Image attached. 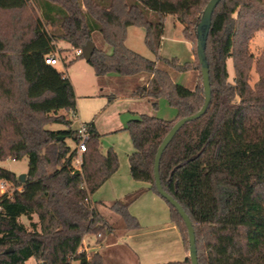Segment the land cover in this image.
Listing matches in <instances>:
<instances>
[{
	"label": "trees",
	"instance_id": "trees-1",
	"mask_svg": "<svg viewBox=\"0 0 264 264\" xmlns=\"http://www.w3.org/2000/svg\"><path fill=\"white\" fill-rule=\"evenodd\" d=\"M208 2L0 0V12L11 15L0 32V162L26 158L28 164L23 184L0 167V182L20 188L11 195L0 194V264H25L29 259L37 264H104L101 254L88 258L80 250L83 239L139 229L128 211L138 194L110 206L118 216L117 225L90 201L116 173L117 155L112 150L102 153L100 134L91 121L85 123L89 138L81 165L74 168L76 151L66 140L78 141L68 118L75 111V94L64 73L45 64V58L58 54L60 42L72 50L82 49L99 32L111 53L94 49L87 61L94 75L145 76L131 97L146 100L153 109L164 98L176 110L173 120L141 114L123 128L132 144L131 179L147 184L160 197L153 176L157 148L178 120L197 113L204 103L201 74V85L189 90L157 65L178 73L191 67L159 55L164 21L166 16L176 17L182 33L195 40L196 55V27ZM129 27L144 30V44L155 61L126 47ZM259 30L264 31V0L219 2L205 47L209 106L200 118L179 129L160 158L162 189L191 221L198 264H264V52L256 61L259 80L250 87V57L243 50ZM77 59L82 55L69 65ZM228 59L233 62V83L228 82ZM196 60L200 72L197 56ZM50 124L69 128L53 131L46 128ZM168 206L188 252L186 227ZM166 264H190V260Z\"/></svg>",
	"mask_w": 264,
	"mask_h": 264
},
{
	"label": "rangeland",
	"instance_id": "rangeland-1",
	"mask_svg": "<svg viewBox=\"0 0 264 264\" xmlns=\"http://www.w3.org/2000/svg\"><path fill=\"white\" fill-rule=\"evenodd\" d=\"M32 6L33 10L38 15L39 13L37 9L34 5ZM10 17L11 15L0 12V32H2V27L9 22ZM130 32H134L131 41L128 40V46L130 45L129 48L131 47L130 50L133 49L132 51L138 55L155 61V56L143 43L144 32L137 28H132ZM182 32L183 25L177 21L176 17L166 16L159 55L164 59H175L179 64L190 63L191 67L189 71L185 73H178L164 65L159 64V66L169 73L174 83L180 84L189 90H194L197 86L201 85L200 72L199 69H196L197 60L195 55V40L191 35H184ZM91 42L99 50L105 51L109 49L99 32H94L92 34ZM60 45L61 47H64V43H60L59 46ZM56 48L59 52V55L57 54L56 57L60 63L55 66V68L62 71L64 75L69 76L74 83L77 92L80 93L78 94V97H76V103H78V110L80 112L81 119L91 112H94L100 134L101 150L104 153L108 150H112L117 155L118 169L116 173H114V175L104 185H102L90 199L99 212L106 216L111 223L117 225L119 221L118 216L111 211L110 206L115 201L122 200L129 194H138L136 200L129 206L128 211L130 215L133 216L139 223V229L136 230L138 232L134 233L131 238L126 240V242L128 245L138 248L137 256L139 258V264L161 263V260H159V262L152 260L154 256H151V252L157 249L156 247L161 245V236H163V242L167 241V245L171 250L169 257H176L179 261H181L183 257L181 256L178 258V256H174L173 252V241L175 239L176 231L174 232L171 230L175 227V224L171 219L168 204L162 198L149 191L147 184L135 182L131 179L127 156L132 151L129 134L124 130L118 132H114V130H112L118 122L125 126L129 120L135 119L141 114L153 115L159 119L170 121L175 118L176 110L171 107L164 98H160L158 100L156 109H153L145 102H136L128 98H120L115 100V102L110 105L107 103V95L109 94L108 90L120 91L128 86L126 90L130 92L131 89L139 83V79L137 77L128 80L124 79V81L121 80L111 84L106 83L104 79L98 78L102 86L101 89L104 91L101 92V94L104 96H101L98 92H96V97L91 99L82 98V93L90 91L91 86L92 88H96V79L92 68L85 63L84 59H77L74 61L75 63H71L69 65V62L76 58L73 50H61L58 49V46H56ZM243 50L246 52L247 56L250 57L248 83L250 87H254L259 80V74L256 69V61L262 57L264 52V31L259 30L255 32L246 42ZM6 56H12V54L8 53ZM64 62L68 63L64 66ZM226 68L228 73V82L233 83L235 73L232 59H228L226 61ZM98 103H100L101 106H98ZM68 118L71 122L70 128L76 129L79 124L78 121L81 120L73 118L71 113L68 114ZM46 128L56 131L66 130L69 127L61 124H50L46 126ZM66 144L71 150L76 148L75 142L71 139H67ZM0 167L15 173L17 177L21 174H26L28 171L26 158L19 161H2L0 162ZM15 190H20V188H16L14 185L6 183L5 191L8 195H11ZM20 221L29 228V222L26 218L22 217ZM33 222H37L35 216L33 217ZM161 228L165 231L164 233L154 234V230ZM166 228L167 230H165ZM121 235L122 234L116 232L114 234L106 235L102 239L93 235L86 236L83 239L84 244H81V248L84 249L85 247H92V250L85 252L87 257L90 258L94 253H99L103 257L104 264H132L126 260L127 257H131L129 249L126 246L116 242V245L108 247L109 244L112 243L113 238H118ZM98 240H101L100 243H98ZM157 240L159 243L156 244ZM163 245L165 248L167 247L165 243H163ZM186 255L188 257V252H186ZM161 259H167V257L164 256V258ZM25 264L37 263L34 259H29Z\"/></svg>",
	"mask_w": 264,
	"mask_h": 264
},
{
	"label": "water",
	"instance_id": "water-1",
	"mask_svg": "<svg viewBox=\"0 0 264 264\" xmlns=\"http://www.w3.org/2000/svg\"><path fill=\"white\" fill-rule=\"evenodd\" d=\"M220 1L221 0H209L201 14L200 21L196 27V56L200 65L202 88L204 91V103L197 113L178 120L172 126V128L169 130V132L166 134V136L163 138L160 145L158 146L153 162V176L157 193L160 195L161 198L168 202V204L171 205L177 211L186 227L188 235V259L190 260V264H198L194 229L191 224V221L189 220V217L187 216L183 208L162 189L159 177V162L163 151L165 150L169 142L172 140V138L175 136V134L179 131V129H181L186 123L200 118L209 106L211 100V90L208 64L205 56V47L206 39L211 26V17L216 6L219 4ZM94 49L95 46L92 42L87 43L86 46L81 49L82 57L85 62L90 59ZM17 178L18 181L23 184L25 182L26 174H21Z\"/></svg>",
	"mask_w": 264,
	"mask_h": 264
},
{
	"label": "crops",
	"instance_id": "crops-1",
	"mask_svg": "<svg viewBox=\"0 0 264 264\" xmlns=\"http://www.w3.org/2000/svg\"><path fill=\"white\" fill-rule=\"evenodd\" d=\"M132 28H137V27H129V28H127V33H126V40H125V45H126V47L127 48H129V46H128V40L129 41H131V38H132V35H134L133 33L134 32H130L131 31V29ZM137 29H140V30H142L143 32H144V30L142 29V28H137ZM129 33H130V35H129ZM138 34V33H137ZM138 36H139V34H138ZM61 44H63L64 42H60ZM60 43H58L56 46H58V49H61V50H70V47H69V45L68 44H66V43H64V47H61V45L59 46V44ZM143 43H144V35H143ZM145 45V44H144ZM95 46V45H94ZM60 47V48H59ZM109 47V46H108ZM96 48V47H95ZM131 48V47H130ZM129 48V49H130ZM97 49V48H96ZM191 49V48H190ZM133 50V49H132ZM58 52V51H57ZM105 53H107V54H110L111 53V48L109 47V49L108 50H105L104 51ZM58 55H59V52H58ZM192 58V57H191ZM70 61V60H69ZM60 62H58V64H59ZM66 63H68V62H64L63 63V65L65 66V64ZM75 63V62H74ZM85 63H87V62H85ZM57 64V65H58ZM56 65V66H57ZM88 65V64H87ZM158 65V67H160L161 68V66H159V64H157ZM71 67V66H70ZM58 71H60V70H58ZM60 72H62V71H60ZM66 72V71H65ZM93 74H94V72H93ZM67 78H68V80L70 81V83H71V85H72V87H73V91H74V94H75V98L76 97H78V94H80V93H78L77 92V89H76V87H75V85H74V83L72 82V80L70 79V77L69 76H67V75H65ZM94 77H95V79H96V88L94 87V88H92V86L90 87L91 89H90V91H88V92H85V93H82V95H81V97L82 98H87V99H91V98H93V97H96L97 95H96V92H98L101 96H104V95H102L101 94V92H104L103 91V89H101L102 88V86H101V84H100V82H99V79L94 75ZM132 77H118V76H115V75H108V76H105V77H103V78H101V79H104L105 81H106V83H108V84H111V83H116L117 81H121V80H123L124 81V79L125 80H128V79H131ZM146 77L144 76V77H142V78H138L139 80H138V82L139 83H137L135 86H134V88L133 89H131V91L129 92L128 90H126L127 88H128V86H126L125 87V89H122V90H120V91H111V90H108V95H107V103L110 105V104H113V102H115V100H118V99H120V98H124V99H126V98H128V99H131V100H134V101H136V102H145V103H147V104H149L146 100H143V99H139V98H133V97H131V94H132V92L134 91V89L136 88V86L137 85H139V84H143L145 81H146V79H145ZM127 91H128V93H127ZM111 92V93H110ZM84 94V95H83ZM108 97H113V100L112 101H108ZM150 105V104H149ZM98 106H101V104L100 103H98ZM151 106V105H150ZM75 114H76V118L78 119V120H81V121H78L79 122V124H78V126L79 125H81V124H85V123H88V122H91V121H93L94 122V125H95V127H96V130H97V132L99 133V131H98V125H97V119H96V115L94 114V112H91L90 114H88L87 116H84L83 117V119H81V117H80V112H79V110H78V103H76V106H75ZM151 116V115H150ZM153 116V115H152ZM78 126H77V128H78ZM76 128V129H77ZM123 128H124V126L120 123V122H118L117 124H116V126L114 127V129H112V130H114V132H118V131H121V130H123ZM75 129V130H76ZM102 151V150H101ZM132 152V151H131ZM130 152V153H131ZM102 153H104L103 151H102ZM130 153L128 154V155H130ZM127 155V156H128ZM15 174V173H14ZM114 175V174H113ZM112 175V176H113ZM111 176V177H112ZM110 177V178H111ZM109 178V179H110ZM108 179V180H109ZM107 180V181H108ZM106 181V182H107ZM105 182V183H106ZM104 183V184H105ZM103 184V185H104ZM147 187H148V185H147ZM100 189V188H99ZM90 201L92 202V200L90 199ZM93 203V202H92ZM165 230H167V228L165 229ZM171 230H173L174 232H175V239H174V241H173V244H174V256H178V258H180L181 256L183 257V259L181 260L182 262L186 259V257H187V255H186V251H185V249H184V247H183V244H182V241H181V238H180V236H179V233H178V231H177V229H176V227H173ZM136 232H138V231H136V230H133V231H128V232H126V233H124V234H122L121 236H119L118 238H113L112 239V243H110L109 244V246L108 247H111L112 245H116L117 243L116 242H119L118 244H123L124 246H126L128 249H129V253L131 254V257L129 258V257H127V259L126 260H128L129 262H131L132 264H139V258H138V256H137V250H138V248L137 247H133V246H130V245H128L127 244V242H126V240L128 239V238H131L132 237V235L134 234V233H136ZM165 231L163 230V228H161V229H157V230H154V234H156V233H164ZM111 239V238H110ZM160 239V238H159ZM163 236H161V240H160V243H161V245L159 246V247H156L157 249H155V250H153L152 252H151V256H154V258L152 259V260H155V261H158L159 262V260H161V263H159V264H166V263H169V262H181V261H179L176 257H169L170 256V252H171V250H170V248H169V246L167 245V241H165V242H163ZM157 243H159L158 242V240L156 241V244ZM163 243H165V245L167 246L166 248L164 247V245H163ZM84 244V241L82 242V245ZM158 246V245H157ZM107 247V248H108ZM82 249V248H81ZM80 249V250H81ZM93 248L92 247H90V248H84V249H82L81 251H84V252H88V250H92ZM141 249V248H140ZM164 256H166L167 257V259H161V258H164ZM158 257H159V259H158ZM175 260H178V261H175Z\"/></svg>",
	"mask_w": 264,
	"mask_h": 264
},
{
	"label": "built area",
	"instance_id": "built-area-1",
	"mask_svg": "<svg viewBox=\"0 0 264 264\" xmlns=\"http://www.w3.org/2000/svg\"><path fill=\"white\" fill-rule=\"evenodd\" d=\"M73 53H74V56H76V57L82 55L81 49L73 50ZM58 62H59V60L54 55H50V56H47L45 58V64L52 66V67H55L58 64ZM70 113H71L73 118H76L75 111H71ZM76 131H77L78 141L76 143V148H75L76 159L74 161L73 166H74V168L79 169V167L81 165V156L86 150V142L89 138V133H88V130H87V127L85 124L79 125L78 128L76 129ZM5 188H6V183L0 182V192L1 193H7L5 191ZM187 258L188 257H186V259Z\"/></svg>",
	"mask_w": 264,
	"mask_h": 264
}]
</instances>
